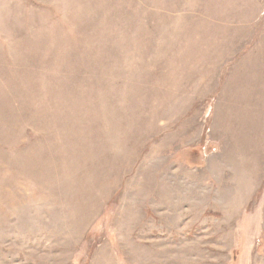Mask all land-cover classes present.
Here are the masks:
<instances>
[{
  "label": "rangeland",
  "instance_id": "374dc122",
  "mask_svg": "<svg viewBox=\"0 0 264 264\" xmlns=\"http://www.w3.org/2000/svg\"><path fill=\"white\" fill-rule=\"evenodd\" d=\"M0 264H264V0H0Z\"/></svg>",
  "mask_w": 264,
  "mask_h": 264
}]
</instances>
